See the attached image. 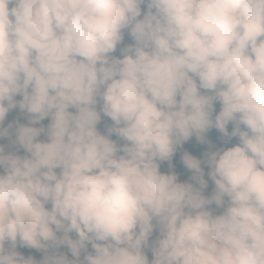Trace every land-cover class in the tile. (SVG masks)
<instances>
[{
  "label": "clouds",
  "instance_id": "obj_1",
  "mask_svg": "<svg viewBox=\"0 0 264 264\" xmlns=\"http://www.w3.org/2000/svg\"><path fill=\"white\" fill-rule=\"evenodd\" d=\"M0 264H264V0H0Z\"/></svg>",
  "mask_w": 264,
  "mask_h": 264
},
{
  "label": "trees",
  "instance_id": "obj_2",
  "mask_svg": "<svg viewBox=\"0 0 264 264\" xmlns=\"http://www.w3.org/2000/svg\"><path fill=\"white\" fill-rule=\"evenodd\" d=\"M22 122H23V120H22ZM45 123H47V121H45ZM101 127V130H103V124L100 126ZM115 138V137H114Z\"/></svg>",
  "mask_w": 264,
  "mask_h": 264
}]
</instances>
